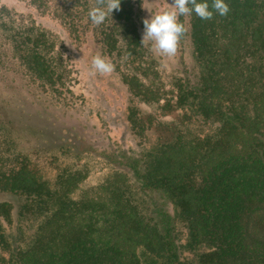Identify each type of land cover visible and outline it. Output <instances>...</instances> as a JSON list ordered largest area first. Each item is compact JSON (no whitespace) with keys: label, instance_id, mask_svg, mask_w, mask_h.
<instances>
[{"label":"trees","instance_id":"16d2710c","mask_svg":"<svg viewBox=\"0 0 264 264\" xmlns=\"http://www.w3.org/2000/svg\"><path fill=\"white\" fill-rule=\"evenodd\" d=\"M144 3L97 27L92 0H0V264H264V0L179 17L169 65L141 43ZM87 51L115 65L133 169L174 228L117 168L90 184L72 125Z\"/></svg>","mask_w":264,"mask_h":264},{"label":"rangeland","instance_id":"374dc122","mask_svg":"<svg viewBox=\"0 0 264 264\" xmlns=\"http://www.w3.org/2000/svg\"><path fill=\"white\" fill-rule=\"evenodd\" d=\"M144 4V19H150L162 11L170 10L171 0H145ZM79 57L88 108L72 123L78 135L74 149H84L91 156L84 159L89 166L90 184L101 179L112 166L117 168L128 177L130 187L137 190L142 212L161 229L167 225L174 228L173 209L168 199L162 192L141 187L136 169H133V166H137L136 161L142 149L125 122V92L122 85L112 74L89 75L94 57L92 52L79 54ZM176 57L177 54L163 58L169 65L174 63ZM155 137L153 135L152 139ZM3 199L4 196L0 194V201Z\"/></svg>","mask_w":264,"mask_h":264},{"label":"clouds","instance_id":"9594fccd","mask_svg":"<svg viewBox=\"0 0 264 264\" xmlns=\"http://www.w3.org/2000/svg\"><path fill=\"white\" fill-rule=\"evenodd\" d=\"M121 0H92L87 17L94 26L105 23L113 10H119ZM170 10H165L143 21V36L141 43L150 44V50L160 57L171 58L177 53L178 44L186 29L178 18L190 16L193 13L201 20H212L214 14L226 17L230 7L225 0H171ZM115 71V65L97 54L92 58L89 75L97 73L110 75Z\"/></svg>","mask_w":264,"mask_h":264}]
</instances>
